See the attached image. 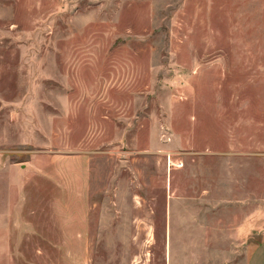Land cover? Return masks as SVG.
<instances>
[{
	"label": "rangeland",
	"instance_id": "1",
	"mask_svg": "<svg viewBox=\"0 0 264 264\" xmlns=\"http://www.w3.org/2000/svg\"><path fill=\"white\" fill-rule=\"evenodd\" d=\"M262 21L264 0H0V264H245Z\"/></svg>",
	"mask_w": 264,
	"mask_h": 264
},
{
	"label": "crops",
	"instance_id": "2",
	"mask_svg": "<svg viewBox=\"0 0 264 264\" xmlns=\"http://www.w3.org/2000/svg\"><path fill=\"white\" fill-rule=\"evenodd\" d=\"M262 22L264 25V21H262ZM68 162L73 164L72 163L73 161H68ZM81 172H83V171H80V174H81ZM85 182L86 181L83 178V176H81L80 179H78V181H77V183L82 184V186ZM178 218L186 221L187 216L178 215ZM199 218L200 219H198V221L200 223L204 222V221H211V219H203L204 218L203 216H200ZM240 222H241L240 224H237L235 226V229L232 225H230L229 227H227V226L224 227V229H223L224 231L221 230L220 228H218L217 226H215L214 232L216 233L217 230H220L222 232H225L226 233L225 235L230 237V238H233V237L243 238V230H244V232L247 230L246 225H248V222H247V219L244 221L245 224L243 223L242 220H240ZM178 228L180 229V227H178ZM184 228H185V226H184ZM195 228H197V229H195ZM208 228L209 227L207 225L202 226L201 224H199V226L194 227V230H193L194 233H196V231L201 233L200 235H201V238H203V240H204V246L207 244V242H206L207 240L205 239V237H206L205 235L202 236V232H207L208 230H210L211 227L209 229ZM170 231H171V229H170ZM236 241H238V240H236ZM197 254L198 255H196L194 258L195 261L197 262L196 264H207V262L209 261V258H208L209 256H207L208 253H206L205 250L204 251L200 250L199 253H197ZM230 259H231V256H230ZM214 262L216 263V261H214ZM216 264H234V263L232 260H229V261L227 260V262L226 261L223 263L218 262ZM245 264H264V239L255 247L252 254L245 258Z\"/></svg>",
	"mask_w": 264,
	"mask_h": 264
}]
</instances>
